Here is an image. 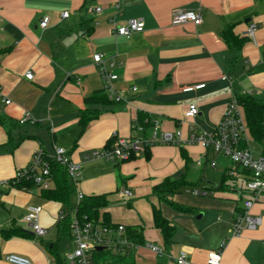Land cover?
I'll return each instance as SVG.
<instances>
[{"label":"crops","instance_id":"obj_1","mask_svg":"<svg viewBox=\"0 0 264 264\" xmlns=\"http://www.w3.org/2000/svg\"><path fill=\"white\" fill-rule=\"evenodd\" d=\"M97 8L102 12L96 13ZM177 10L202 13V24L173 25ZM65 12L70 13L67 19ZM46 17L50 23L43 29ZM132 19L144 21L145 30L131 38L114 35V25ZM253 22L258 25L256 43L246 37ZM228 29L244 39L240 50L224 38ZM94 54L116 64L114 87L121 103L86 104V98L104 90ZM29 72L32 80L26 77ZM233 96L264 103V0H0V119L7 121L6 127L0 123V229L11 231L8 238L0 235V264H10V254L32 264H69L74 241L71 234L60 233L58 223L63 213L75 219L78 193L106 196L110 204L101 214L108 213L115 225L141 228L145 244L165 248L157 256L145 244L139 246L127 255L130 264H174L182 251L191 264H207L209 254L224 242L221 264H264V195L251 210L262 217V225L233 238L232 223L245 196L229 192L236 183L225 178L231 165L225 164L219 184L209 181L210 162L216 161L215 170L222 156L197 145L186 147V159L180 148L158 146L149 157L125 162L86 160L114 134L135 136L132 123L140 117L157 121L165 131H181L184 139L194 131H213ZM194 103L199 113L187 119ZM86 109L99 114L83 128L79 121ZM28 115L30 120L20 124ZM55 147L82 164L70 208L46 199L38 187L2 184L26 169L36 151L50 154ZM199 158L205 163L198 165ZM195 173L197 182L189 181ZM166 179L183 180L191 194L204 188L209 195L190 198L180 189L163 201L155 189ZM125 189L134 195L128 202L116 197ZM32 205L43 208L44 238L35 237L23 221ZM154 207L175 227L170 245L155 226Z\"/></svg>","mask_w":264,"mask_h":264},{"label":"built area","instance_id":"obj_2","mask_svg":"<svg viewBox=\"0 0 264 264\" xmlns=\"http://www.w3.org/2000/svg\"><path fill=\"white\" fill-rule=\"evenodd\" d=\"M115 9L120 12V5H116ZM96 13H101L102 9L97 8ZM70 13L65 12L63 17L69 18ZM193 23L199 26L203 22L202 13H195L184 10H177L172 18L173 25H181L185 23ZM50 23V18L46 17L40 26L45 29ZM146 24L142 20L132 19L125 25H114L113 33L115 36L131 38L136 33L145 30ZM258 25L249 23L246 37L256 43V34ZM93 61L96 65L101 79L104 81V90L109 99L115 103H121L124 99L119 91L114 87V81L118 76L113 73L116 64L109 61L104 54H94ZM33 73H27L29 80L33 79ZM204 85L195 89H201ZM137 88L134 87L133 91ZM193 88H187L186 92L192 91ZM251 94V93H250ZM11 101L7 100L6 104ZM198 104L189 105L185 117L187 119L194 118L198 115ZM30 120L28 115L26 119L20 121L25 124ZM151 132L142 125L139 120H134L132 129L136 133L135 136L128 138L118 137L116 134L112 137L115 139L110 146H105L100 150H94L86 156L87 161L104 160L107 162H125L132 158L145 155L146 150L156 145H198L203 147L208 153L212 152L216 155H222L230 161V167L226 170V176L236 182L229 186V192L237 196H245L243 200V210L238 213L232 223V237H240L244 231L257 230L262 225V217L253 216L251 210L264 195V136L261 142L255 141L251 136L247 126L244 109L239 103L237 96H233L229 102L222 120L213 131H194L188 139H184L181 131H165L157 121L150 122ZM145 123V124H146ZM257 147H253L252 144ZM49 160L60 163L67 170L68 176L72 183L76 186L82 180V164L73 161L68 151L61 147H55L50 154L43 149H39L33 154L30 165L18 172L14 179L9 183L2 184H19L22 181L32 182L34 187L40 188L42 191H49L52 185V176L50 171ZM203 164L202 161L198 165ZM212 168L216 167V161H211ZM192 194L196 196H207L209 191L204 188H195ZM123 202L130 201L134 195L132 191L125 189L119 193ZM82 193H78V200L84 199ZM43 208L41 206H29L27 214L23 217V221L31 228L35 237L44 238L48 234L46 229L40 222ZM67 214L63 213L60 221L66 218ZM127 227L124 225L106 224L102 217L98 221H90L86 217L83 219L75 218L71 224V236L74 241L73 252L68 256L69 264H95L94 252L97 247H105L113 253L120 256H126L139 245H135L127 237ZM157 256H162L165 248L154 245L152 243L145 244ZM226 242L217 251L209 254L207 264H221L223 260V249ZM10 264H32L25 257L10 254L6 257ZM174 264H191L189 255L182 251Z\"/></svg>","mask_w":264,"mask_h":264},{"label":"trees","instance_id":"obj_3","mask_svg":"<svg viewBox=\"0 0 264 264\" xmlns=\"http://www.w3.org/2000/svg\"><path fill=\"white\" fill-rule=\"evenodd\" d=\"M223 34L224 38L231 44L232 47H234V49L240 50L242 48L244 39H239L238 37H236L232 32V29L224 31ZM237 99L244 109L250 136L255 141L261 142L264 136V103L249 96H239L237 97ZM85 102L88 105H107L115 103L109 99L105 90H99L95 92L92 96L86 98ZM98 114L99 113L96 110H84L81 113L79 124L83 128H87V126L98 117ZM139 122L147 129L150 127V124L146 123L145 117H140ZM0 123L5 127L7 126V121L0 119ZM114 141L115 139H110L106 146L112 145ZM150 149L148 148L145 152V155L147 157H149ZM182 155L183 157L188 159L184 151H182ZM49 163L52 181L54 183V189H50L49 191H42V195L48 200L60 202L70 208V199L72 194L75 192L74 184L70 180L67 170L64 166H62L60 163L55 162L54 160H49ZM225 178L226 180L229 179L227 176ZM184 185L185 183L183 180L166 179L162 184L156 187L155 191L161 200L166 201L167 195L176 194L178 190L184 187ZM17 186L29 188L33 187L34 184L32 182L22 181L21 183L17 184ZM221 187L223 188L224 184L220 185V188ZM109 204L110 203L107 197L104 195L84 197V199L75 208L76 217L79 219H83L86 217L90 221H98L99 218L102 217L106 224H111L112 222L109 214L100 213L103 209H106ZM170 204L177 209H181V207L175 205L174 203ZM153 213L155 226L163 233L166 245H170L175 235V227L172 226L171 223L163 217L161 211L156 207H154ZM71 224V216L70 214H67L66 218L58 223L60 233L71 234ZM10 232L11 231L0 229V235L5 238H8L10 236ZM126 233L127 237L135 245L142 246L145 244L141 228L127 227ZM127 258V255H116L108 248L100 252H94L95 264H130Z\"/></svg>","mask_w":264,"mask_h":264},{"label":"rangeland","instance_id":"obj_4","mask_svg":"<svg viewBox=\"0 0 264 264\" xmlns=\"http://www.w3.org/2000/svg\"><path fill=\"white\" fill-rule=\"evenodd\" d=\"M188 139V138H187ZM176 147V148H180L181 149V155H182V151H184L185 152V149H186V147H189V146H197V145H188V144H182V145H156V146H154V147ZM252 146L253 147H257V145L254 143V144H252ZM154 147H152V148H154ZM199 147H201V146H199ZM151 148V149H152ZM202 148V147H201ZM188 149V148H187ZM203 149V148H202ZM145 155H141L140 157H144ZM220 156H222V155H220ZM182 157H183V155H182ZM138 158V157H137ZM222 159H223V162H220V161H218V166H217V168L214 170L213 168L211 169L210 168V170H211V173L209 174V178H212V180H209L210 182H216V184H219L220 182H221V180H222V177H223V175H225L224 173H225V164H227V165H230L231 163H230V161L227 159V158H225V157H223L222 156ZM197 161H202L203 163H205V160H200V158L199 159H197ZM205 167V166H204ZM190 169H191V171H194V166H193V164H191L190 165V167H189ZM199 169V168H198ZM197 173H195L194 175H190L189 176V178H188V180L189 181H192V182H197ZM204 178V176H202V179ZM192 187H187L186 189L183 187V189L181 188V190L179 191L180 193V195H184V193H189L190 194V196H189V194H188V197H190V198H194V197H198V196H194V195H192L190 192H189V190L191 189ZM116 197L117 198H119L120 200H121V198H120V196H119V193H116ZM122 201V200H121ZM76 211V210H75ZM76 218V217H75Z\"/></svg>","mask_w":264,"mask_h":264},{"label":"water","instance_id":"obj_5","mask_svg":"<svg viewBox=\"0 0 264 264\" xmlns=\"http://www.w3.org/2000/svg\"><path fill=\"white\" fill-rule=\"evenodd\" d=\"M103 250H105V247H97L96 248V251H98V252L103 251Z\"/></svg>","mask_w":264,"mask_h":264}]
</instances>
